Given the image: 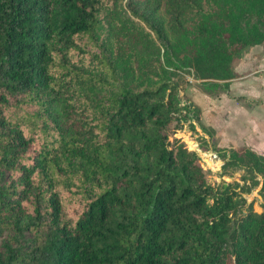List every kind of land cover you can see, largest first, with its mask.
<instances>
[{"label":"trees","instance_id":"1","mask_svg":"<svg viewBox=\"0 0 264 264\" xmlns=\"http://www.w3.org/2000/svg\"><path fill=\"white\" fill-rule=\"evenodd\" d=\"M124 1L0 0V264H264V155L217 140L218 182L176 136L216 137L177 76L229 92L264 0Z\"/></svg>","mask_w":264,"mask_h":264},{"label":"rangeland","instance_id":"2","mask_svg":"<svg viewBox=\"0 0 264 264\" xmlns=\"http://www.w3.org/2000/svg\"><path fill=\"white\" fill-rule=\"evenodd\" d=\"M127 1L128 0H125L124 4H126ZM235 67L236 71L239 70L241 77L239 79H234L236 85L233 90H230L231 93H251L253 96L261 97L262 101L264 102V78L259 79L258 76H256V72H258V74L264 73V47L256 46L248 50L237 61ZM177 78L180 83V96L183 98V100H189L191 98L193 99V95L200 91V88L197 87V81H195L190 73L181 72ZM224 95L228 96L227 92L219 90L217 95L214 96L222 98L221 96L224 97ZM201 103L207 109L206 111L209 112L210 103ZM262 108L264 110V103ZM195 126L197 131H194L190 126V123L186 122L182 128L177 131L176 136L187 142L191 150H195L200 154L210 179L216 180L218 182L222 180L227 182L238 181L242 184L243 171H235L232 176L222 175L223 159L219 157L217 152L212 149V145L215 142L217 143L216 137L210 138L209 134L206 133L198 123H196ZM200 135L202 137H200ZM204 147H208V149L203 150ZM204 159L208 160L205 161ZM260 190L261 185L253 192L244 194V196L247 198V201L253 202L256 211L259 212L263 210L262 204L264 203V197L260 194Z\"/></svg>","mask_w":264,"mask_h":264},{"label":"crops","instance_id":"3","mask_svg":"<svg viewBox=\"0 0 264 264\" xmlns=\"http://www.w3.org/2000/svg\"><path fill=\"white\" fill-rule=\"evenodd\" d=\"M237 72L239 73V70ZM256 76L259 79L264 78V75L258 72ZM235 85L236 82L232 80L230 90H233ZM230 90L227 92L228 96L224 95L220 98L208 95L200 89L191 99L201 107L202 121L215 130L220 146H248L264 155V110L262 108L264 102L262 98L246 92L235 94ZM240 96L248 98L249 101L245 98L239 99ZM201 102L210 103L209 112Z\"/></svg>","mask_w":264,"mask_h":264},{"label":"water","instance_id":"4","mask_svg":"<svg viewBox=\"0 0 264 264\" xmlns=\"http://www.w3.org/2000/svg\"><path fill=\"white\" fill-rule=\"evenodd\" d=\"M205 161H207L208 159H204Z\"/></svg>","mask_w":264,"mask_h":264}]
</instances>
